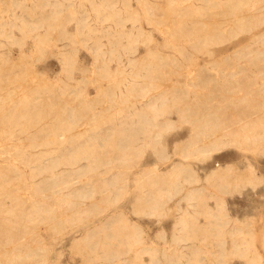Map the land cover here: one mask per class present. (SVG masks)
Here are the masks:
<instances>
[{"label":"bare ground","instance_id":"obj_1","mask_svg":"<svg viewBox=\"0 0 264 264\" xmlns=\"http://www.w3.org/2000/svg\"><path fill=\"white\" fill-rule=\"evenodd\" d=\"M247 1L229 0L228 6L222 7L218 13L222 17L227 13H235ZM44 2L52 6L51 11L47 13L43 11L38 19L33 21L25 18L21 23L12 22L15 28L21 30L22 36L15 35L13 30L10 34L6 33V36L11 38V42H19L20 46L28 37L43 53L45 46L49 42H54L51 36L53 32L59 31L66 35L71 41L70 44L66 42L69 49L67 52L57 50L64 75L52 80L36 70L31 53L23 48L20 58L16 61H12L7 51H0V140L4 142L0 144V153H5L3 155L5 160L11 158L26 163L31 169L32 178L46 173L44 178L35 182L34 191L44 196L56 197L55 202L59 204L60 209L57 210L55 206L41 199H27L22 193L28 187L24 169L14 161L0 160V264H51L50 252L53 244L45 240L40 232V226L42 224L51 226L56 239L66 228L67 220L79 223L103 214L109 207L127 196L130 191L131 175L133 187L138 188L139 192L144 191L142 194L138 193L134 204H137L139 209L147 206L156 214L167 212L164 206L172 198L173 189L183 190L184 182L193 185L203 179L220 193L216 196V208L207 202L211 195L206 194V184L188 188L183 196L190 200L198 199L200 205L204 207L203 214L206 216L205 222L200 221L196 214L197 210L189 207L181 213L180 222L186 229L192 230L186 237L189 248L187 259L190 264L191 261L203 260V254L207 251L202 244L195 241L201 234L206 236L214 234L219 239L230 235L232 238L231 248L227 252L223 250L216 261L209 264H228L225 262V252L228 256H242L246 264H264L261 254L255 249L252 255H247L251 248L249 245L253 243L247 245L240 235L242 230L236 228L245 223L229 216L226 201L222 198V194L239 189L242 182L256 187L262 180L264 181L262 177H258L254 165L250 163L247 172L238 174L234 165L222 163L211 167L204 177L192 165L194 159L213 158L214 151L226 146L258 148L264 143V96L260 99L256 95L258 93L255 94V89L251 88L247 89L248 91L244 90L245 93L242 92L243 95H240L236 102L228 100L229 103L227 101L226 104L207 103L204 99L205 94L214 92L221 95L226 88L225 80L218 83V77L209 78L207 74L210 70L207 63L216 60H208L205 64L198 65L197 60L193 58L191 60L193 55L190 56L183 44L179 46L174 43L168 44L170 36H166V41L161 45L177 47L184 58L195 64L194 67L200 66L198 79L202 83L197 80L193 84L205 86L206 92L194 91L195 96H192L191 88L186 82L183 84L169 82L172 86L168 85L169 87L165 86L159 90L156 79L161 75L163 77L162 68L169 63H175L182 68L183 62L173 55L174 53L166 54L158 47L151 46L156 38L152 29L148 31L140 23V18L143 16L149 24L158 28L166 24L169 17L174 21L179 20L178 24H170L173 27L167 28L170 35L191 34L192 29H207L209 32L200 39L203 44L218 39L221 33L216 28H219V25L213 27L208 23L188 24L187 19L194 15L195 11L181 12L178 0H164V3L159 0H138L142 12L134 14V20L139 21L136 26L139 32L132 33L125 27L127 18L123 15L124 8L113 2L110 17L118 24L115 33L120 39H110L111 46L105 48V43L100 38H95L91 43L94 61L88 69L93 68L95 76L102 79L110 80L116 74H120L122 79L107 85L100 83L97 92L86 100L81 84L68 83L69 79L76 78L73 71L77 61L74 52L77 47L73 44L87 43L85 38L100 29L88 24L86 19H79L77 33L82 37L87 34V37L76 38L74 32L63 27V2L59 0ZM37 5L38 3H34V8L39 6ZM133 8L137 10L136 7ZM253 11H259L260 14L253 16ZM67 12L65 16L68 15V20L76 19L75 10L69 9ZM263 21L264 0H256L255 6L248 8L241 17L233 21L234 37H237L241 27L257 26ZM42 27L43 32L40 31ZM124 37H127V41H123ZM261 39L264 41L263 37ZM139 43L146 45V50L141 56L136 54ZM191 43L199 45L198 41ZM245 43L241 47L242 44L238 41L234 51L241 52L252 47L250 41ZM227 51L222 49L219 53L228 57ZM205 52L213 57L218 53L213 49H207ZM100 57L102 63L99 64ZM114 60H117L115 67L112 65ZM239 66L232 74L240 78L244 76L251 81L256 80L253 69ZM28 79L34 80L35 84L28 85L30 81ZM85 80H87L85 76L82 77V81ZM214 80L217 83L212 82ZM11 84L16 86L11 87ZM261 85L264 88V81ZM229 86L232 84H228ZM232 87L235 88L236 85ZM169 94L171 98L168 97ZM74 97L81 99L80 107L72 104ZM106 98L110 100V104L95 111V102H102ZM114 106L116 113L114 112L113 116L96 117L100 112L109 111ZM238 108L244 113L250 110L254 118L253 115H248L249 113L248 118L244 117ZM173 109L178 112L180 121L191 124V130L185 140H176L174 144L177 145L168 150L163 134L179 124L177 119L168 116ZM227 109L230 110L227 112ZM88 111L95 115L91 118L90 125L83 129L77 128L81 115ZM49 115H52V119L48 118ZM127 118L129 120H126ZM99 119L104 123L109 122V125L101 127ZM17 126L20 128L17 129ZM64 141L70 144H63ZM157 144H160L161 148H157ZM50 145L54 147L40 148ZM150 146L155 149L161 160L170 159L175 154H179L181 158L165 169L160 168L158 162L153 166L149 164L140 166L146 148ZM30 147L37 150L33 151ZM58 166L63 168L58 171L56 170ZM81 176H86V180L75 185L81 180ZM180 177H183V180ZM212 180L215 182L211 183ZM192 206H195L194 202ZM228 224L230 229L224 230L223 226ZM145 233L138 222H131L122 210H118L88 228L84 234L76 235L72 245L74 248L93 251L101 249L102 252L98 254L105 258L117 257L127 260L123 256L136 246H142L140 250L151 252L158 249L157 244L155 246L154 242L149 243L146 240ZM137 252L136 261L130 264H142L139 261L140 252ZM169 259L171 258L168 257ZM177 260L176 264H185L180 256Z\"/></svg>","mask_w":264,"mask_h":264},{"label":"rangeland","instance_id":"obj_2","mask_svg":"<svg viewBox=\"0 0 264 264\" xmlns=\"http://www.w3.org/2000/svg\"><path fill=\"white\" fill-rule=\"evenodd\" d=\"M59 1L67 3H63V27L66 30L74 32L73 35H75L76 38L87 37V34L85 37H82L77 33V22L79 19H86L88 24L100 29V31L85 38L87 40V43L74 42L73 44L77 47V49L74 51L76 53L77 61L75 63V70L73 71V74L76 78L72 80L69 79L68 83L81 84L84 87V97L87 100L90 96L94 95L97 92V87L100 83L107 85L109 83H115L116 81H120L122 79L120 74H116L115 77L110 80L102 79L99 76H95L93 68L91 70L88 69V67H91L93 65L94 61L93 47L91 46V43L95 38H100L105 43V48L111 46V44L109 43L110 39H120L117 33H115V28L118 27V24L116 23L115 19L110 17L113 12L112 3L117 2L116 5L124 8L123 10L125 11L123 15L127 18L125 27L130 29L132 33L139 32L138 28L136 27L139 24V21L134 20V14L142 12V7L138 0H129V3L128 0ZM159 1L161 3H164V0ZM228 1L229 0H178V2L180 3L181 12H185L187 10L195 11L194 15H190L187 19L188 24L201 25L202 23H208L213 27L219 25V28H216V30L221 33L218 36V39L215 42L210 41L206 44L201 43L200 39L205 37L207 32H209L207 29H192L193 32L191 34L176 33L170 35V33L167 31V28L170 29L171 27H173L171 25L178 24L179 20L174 21L173 18L169 17L166 21V24H163L158 28L156 25L149 24L143 16L140 18V23L145 26L146 30L149 31L150 29H152V32L156 38V40L151 43V46L158 47L159 49H161V51H163V53L166 54H170L169 52H171V54L174 53L173 55H176V57L181 59L183 62V69L180 68L179 65H175V63H169L164 68H162L161 72L163 74V77H161L162 75L160 74L161 76L159 77V79H156V84L159 90L163 89V87L165 88V86L169 87L168 85L172 86L169 82H179L180 84L186 82L190 86L188 87L191 88L190 95L195 96L194 91L198 90L206 92L205 86L198 85V83L193 84V82H197V80H199L200 83H202V81L198 79L200 66H198V68L197 65L196 67H194L195 64L193 65L191 60L193 58L194 60L198 61V65L199 63L202 65L205 64L208 60L215 59L216 61H213V63H207L210 68V70L207 71V74L209 78L211 76H213V78L218 77V83H223L222 81L225 80L224 82L226 88L221 95L214 92L208 95L205 94L204 99L207 101V103L226 104L228 100H235L236 102V100L238 101L239 97H241L240 95H243L245 93L244 90L251 88L255 89V94L258 93L256 94L258 95L257 97H260V99L263 98L264 88L261 84L264 81V41L261 39V37L264 38V21L260 22L257 26L241 27L237 37H234V30L232 29L233 21H235L236 18L241 17L248 8L255 6L256 0H248L245 4H243L244 6H242L240 10H237L235 13H227L225 17H222L218 12L222 7L228 6ZM191 2L192 4H190ZM34 3H38L39 6L37 5L38 7L34 8ZM133 6L136 7L137 10H135ZM69 9L75 10V20H68V15L65 16L68 13L67 11ZM51 10L52 6L48 4L46 5L44 0H0V29L2 30V34H0V51H7L9 57L13 59L12 61H16L21 56V48L27 50L28 53H31V59L33 58L34 60L35 69L42 72L52 80H56L60 75H64L62 73V62L58 51L67 52V50L69 49V47L66 45V42H69L70 44L71 41L66 35H63L59 31L53 32L51 36L53 37L54 42H49L45 46L43 53H41V51L37 49V47L34 45L33 40L28 37L25 38V40L23 41V45L20 46L21 44L19 42H11V38L8 35L6 36V33H12L11 30L14 31L15 35L22 36L21 30L15 28L12 25V22L21 23L25 18L33 21L38 19L43 11H46L45 13H47V11ZM259 14V11L252 12L253 16H258ZM85 29H87L86 25ZM40 31L43 32L44 28H40ZM166 36H170V40L168 41L169 45L173 43L178 46L183 44L188 49L187 51H189L188 53H190V56L193 55L191 57V60L184 58L177 47L172 48L169 46L167 47L166 45L162 46L161 43L164 44V41H166ZM123 41H127V37H124ZM191 41H198L199 45L195 46L191 43ZM238 41L241 42V47L246 44V41L247 43L250 41L252 43V47L249 50L235 52L234 49L236 48L235 46L236 44H238ZM137 46L138 47L136 50V54L138 56L143 55L144 51L146 50V45L144 43H139ZM207 49H213L218 53H216V56L214 57L210 56L205 52ZM222 49L223 51L228 50V57L222 56V54L219 53V51ZM100 63H102V57L99 58V64ZM112 65L115 67L117 65V60H114L112 62ZM239 65H243L245 68L253 69L255 71L254 76L256 80L254 81L256 82V84H254L255 82L249 80L248 78H246V80L244 76L240 78L237 75L232 74V71L236 67V69L240 67ZM221 72H224L225 74H222ZM84 76L87 80L82 81V77ZM165 76L168 77L165 78ZM35 77L36 76H34V78ZM219 80L221 82H219ZM215 81L216 80L212 82L217 83ZM28 82V85L35 84L34 80H30ZM228 84H232V86L236 85V87H228ZM10 86L14 87L16 85L11 84ZM168 97L171 98V94H169ZM72 104L80 107L81 99L74 97L72 100ZM109 104L110 100L108 98L104 99L102 102L97 101L95 102L94 110L98 111L104 109ZM244 108L246 109V106H244ZM110 109L106 112H100L98 116L96 115V117L103 118L106 115L113 116L116 108L114 106V108ZM238 109L241 110V112L243 111V107L242 109ZM238 109L237 111L239 112ZM229 110L227 109V112ZM242 113L245 115L244 117L247 116V113H249L248 115L250 116L253 115V113L250 114V110H248L247 113L246 111L245 113ZM168 116L177 119V122L179 123L163 134V140L168 144L167 149L172 150L173 147L177 145L174 144L176 140H185L190 134L191 124L188 122L180 121L176 109H173L168 114ZM93 117H95V115L91 111L82 114L81 118L78 120L77 128L83 129L89 126L91 118ZM248 117L249 116H247V118ZM48 118L52 119V115H49ZM126 120H129V118H127ZM99 125L101 127H105L109 125V122L104 123L102 119H99ZM16 128L18 129L20 128V126H17ZM3 143L4 142L0 140V144ZM63 144L67 145L70 143L64 141ZM52 147L54 146H41L40 148L50 149ZM157 148H161V145L157 144ZM30 149L33 151L37 150V148L31 147ZM3 155H5V153H0V160H2L3 162L14 161L18 166L24 169V176L28 183V187L24 189L22 193L25 197H27V199H41L55 206L57 210L60 209L59 204L55 202L56 197L50 195L44 196L42 193H36L34 191L35 182L44 178L46 173H41L32 178L31 169L26 163L18 159L8 158L5 160L3 158ZM213 156V158L205 160H193L192 165L194 166V168H196L197 172L201 176L204 177L206 175V172L209 171L210 168L215 166L217 163L226 162L234 165L238 174L247 172L248 165L252 163L254 165L256 173L258 174V177H262L264 179V143L260 144L258 148H237L236 146H226L219 149L218 151H214ZM180 158L181 156H179V154H175L172 155L170 159L161 160L158 154L155 153V149L150 146L146 148L144 158L139 165L142 166L143 164H149V166H153L156 162H158L160 168L165 169L168 168L175 160H178ZM62 168L63 166H58L56 170L60 171ZM80 178L81 180L75 185L82 184L86 180V176H81ZM180 179L183 180V177H180ZM214 182L215 180L211 181V183ZM179 183L180 182L178 180V184ZM202 184L207 185L206 194L211 195L210 198H208L207 202L212 207L216 208V196L220 195V193L216 188H214L213 185H210L209 183H206L205 180L201 179L199 182L193 185L184 182V188L181 191L176 188L173 189L172 198H170L164 206L167 209V212H165L164 214H156L153 213V211L147 206L139 209V206L137 204H134L138 193L142 194L144 191L139 192L138 188L133 187L134 184L131 175L129 185L130 191L128 192L127 196H125L124 199L120 201L121 203L118 202L117 204L112 205L105 212H103V214L79 223L67 220L66 228L56 239H54L55 233L51 226L45 224H42L40 226V232L45 240L48 243L50 242L53 244L50 252L51 264H130L136 261V254L138 253L137 251L140 252L139 261H141L142 264H176L178 261V256L182 258V261L185 264H190L187 259L189 255V248L186 244V237L189 235V233L192 232V230L189 228L186 229L180 222L181 213L185 208L189 207L192 210H197L196 214L199 216L200 221L205 222L206 216L203 214L204 207L200 205L198 199L190 200L183 196L186 194L188 188L192 186H201ZM133 188L135 190H133ZM145 189L147 190L148 188ZM222 195V198L226 201V208L229 216L233 219L238 218L239 221L245 223L236 226V228H240L242 230V233L240 235L247 243V245H249L251 242L253 243L252 245H249L251 248L247 252V255H252L253 250L255 249L256 252L261 254V259L264 262V181L262 180V182H260L256 187H253L251 184L242 182V186L239 189L234 190L233 192H228L226 194L224 193ZM192 202H194L195 206H192ZM118 210H122L130 218L131 222H138L141 225V227L146 232V240L149 243L154 242L153 244L155 246L157 244L158 249L156 251L151 252L150 250H140L142 246H136L126 256H123L127 258V260H124L117 257L105 258L102 255L98 254L99 252H102L101 249L93 251L89 249H79L73 247L72 241L76 235L84 234V232L88 228L101 222L107 217V215L115 213ZM223 229L229 230L230 224L224 225ZM195 241L202 244L207 249V251L203 254V260L197 262L191 261L192 264L213 263L214 261H216L217 256H219L223 252V250L227 252L232 246V238L230 235H226L224 239H219L215 237L214 234H209L207 236L201 234L195 239ZM226 252L225 262H227L228 264H246V261L242 256H228L226 255ZM168 257L171 258L169 259L170 261L168 260Z\"/></svg>","mask_w":264,"mask_h":264},{"label":"crops","instance_id":"obj_3","mask_svg":"<svg viewBox=\"0 0 264 264\" xmlns=\"http://www.w3.org/2000/svg\"><path fill=\"white\" fill-rule=\"evenodd\" d=\"M63 3H64V4H67L66 2H63ZM225 163H226V162H225ZM218 164H222V163H217L216 165H218ZM216 165H215V166H216Z\"/></svg>","mask_w":264,"mask_h":264}]
</instances>
